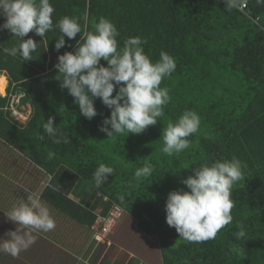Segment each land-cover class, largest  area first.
I'll return each mask as SVG.
<instances>
[{"label": "trees", "instance_id": "trees-1", "mask_svg": "<svg viewBox=\"0 0 264 264\" xmlns=\"http://www.w3.org/2000/svg\"><path fill=\"white\" fill-rule=\"evenodd\" d=\"M50 2L55 9L54 24L64 16L79 18L83 35L85 26L90 31L105 17L117 27L120 46L128 37L140 36L147 41L142 47L153 62L164 51L174 57L177 67L160 85L169 89L171 100L157 124L141 134L108 138L98 128L110 110L96 99L98 115L86 119L56 79L57 56L74 51L80 34L74 40L65 37V47L57 53L58 29L46 33L43 40L30 32L25 39L32 37L38 43L31 60L6 54L1 67L6 69L10 85L15 84V92L24 94L22 102L31 108V114L21 124L12 116L8 98L0 96V139L52 176L53 187L47 183L42 200L57 215L88 230L99 215L107 216L114 205L120 206L135 219L139 230L158 238L163 264H264V4L241 0L239 8L226 9L224 0ZM242 4L247 6L245 11L240 9ZM0 21L4 19L0 17ZM2 31L0 37H9L1 52L20 43L8 30ZM185 110L199 114V131L188 137V149L167 156L161 152L162 130ZM49 117L68 142L54 143L44 132ZM233 157L246 167L231 190L232 222L215 239L203 243L179 238L165 221L168 193L187 190L181 180L202 163ZM146 161L154 171L138 182L134 172ZM100 163L115 172L97 187L93 173ZM11 168L18 171L16 164ZM2 178L0 174V181ZM8 183L0 182V195L14 190ZM240 230L245 237L238 240ZM26 251L17 257L0 252V264L11 258L16 262L12 264H28L32 260L29 252L23 255Z\"/></svg>", "mask_w": 264, "mask_h": 264}, {"label": "clouds", "instance_id": "clouds-1", "mask_svg": "<svg viewBox=\"0 0 264 264\" xmlns=\"http://www.w3.org/2000/svg\"><path fill=\"white\" fill-rule=\"evenodd\" d=\"M256 2L264 4V0ZM240 3L241 0H224L226 9L239 8ZM54 11L50 0H0V17L4 19L0 30L6 29L20 40L17 46L5 48L3 52L29 61L38 44L32 37L25 39L30 32L43 40L46 33L58 29L60 36L54 45L57 53L65 47V37L74 40L80 34L74 51L59 54L54 65L60 88L74 98L80 114L88 120L96 117L95 100L99 99L110 110V115L102 119L98 128L108 138L114 134H141L156 125L171 100L169 89L160 85L176 70L174 57L161 51L159 59L153 62L142 47L147 41L140 36L128 37L120 46L117 27L105 17H100L90 31L85 26L81 35L79 18L64 16L54 24ZM200 123L196 111H183L175 122L163 128L161 152L173 156L188 149L191 146L188 137L199 131ZM43 130L54 143L59 144L61 139L68 142L54 126L53 117L43 124ZM244 167L246 165L235 157L195 167L193 174L181 180L187 190L181 188L168 193L166 224L175 229L179 238L190 243L215 239L217 233L232 222L231 190L243 178ZM153 171V165L146 161L135 170L134 179L139 182L150 177ZM114 172L113 167L100 163L93 173L95 185L100 187L107 183ZM51 180L52 176L48 175L49 187H53ZM120 199L123 200V196ZM4 214L16 227L0 236V252L13 257L35 243L33 233H47L56 227L49 207L38 196L13 204ZM244 237L243 230L236 233L238 240Z\"/></svg>", "mask_w": 264, "mask_h": 264}, {"label": "rangeland", "instance_id": "rangeland-1", "mask_svg": "<svg viewBox=\"0 0 264 264\" xmlns=\"http://www.w3.org/2000/svg\"><path fill=\"white\" fill-rule=\"evenodd\" d=\"M2 87L4 88L3 90H5V79L4 82L0 84V88ZM0 94L4 95V91L0 92ZM21 110L23 111L22 106L19 105V107H17V119L20 121H24L25 115L21 114ZM0 161H2L4 164V168L0 167V173L2 174H6L9 166L15 164L14 159L7 160L0 157ZM16 162L17 170H20L21 172L17 173V171L15 173V171H13V169L11 168V173L14 176V182L8 183L7 187L13 185V188H15L17 192H19V194L25 193L29 197L36 195L40 198V196L38 195L42 193V186L40 187V185L47 184L48 175L42 172L41 169L32 161L26 160L24 163H22L16 160ZM11 173L9 176H12ZM5 194L6 193H4L3 196ZM71 198L74 199L75 197L71 196ZM9 210L0 211V236H4L5 233L9 230H15L16 226L11 221H9L4 214V212H7ZM131 217L127 212H124L123 217L119 220L118 224L115 225L113 233L108 237L107 240L104 241L103 244L99 245L97 243H93L90 234L87 233V240L85 239V237L78 238L77 236L74 240H79L80 244H84L85 240L87 242V245L84 244L78 246L79 250H84L81 256L84 264H93L92 259L97 256L98 258L97 260L95 259L94 264H163L158 238L155 236H148L141 230H139L137 227V222L134 218ZM10 227L11 229H9ZM17 227L20 228L18 225ZM53 230L51 232H54V235L50 234L49 237L51 239V237L53 236L52 240L56 238V231ZM33 234L35 235L36 240H38V238H42L44 240L43 242L45 243H53L49 238L45 236V234L47 233L35 232ZM33 245L34 244H32L28 248V251L23 252L24 256H26L28 252H30V256L33 257ZM44 246H47L46 249L50 251V247L48 245L45 244ZM53 255L54 253H50V256L46 254V256L48 257L47 263L42 262V264H51L50 262L61 261L58 260V258L51 259L53 258ZM64 257L70 260L65 261L64 264H77L76 260L78 257L75 258L74 256L66 253L64 254ZM38 259L39 256L37 255V259L35 261L33 259L32 261H28V264H38ZM12 262H15L13 258H11V260L7 261L5 264H12Z\"/></svg>", "mask_w": 264, "mask_h": 264}, {"label": "crops", "instance_id": "crops-1", "mask_svg": "<svg viewBox=\"0 0 264 264\" xmlns=\"http://www.w3.org/2000/svg\"><path fill=\"white\" fill-rule=\"evenodd\" d=\"M0 23L2 24L3 22L0 21ZM0 33H1L0 36H3V31L2 30H0ZM6 35H8V34H6ZM8 37L9 36L0 37L2 39L0 41V47L1 48H3V43H4L5 39H7ZM6 58H8V57H6V54H4L3 52L0 51V78H4L5 81H6V87H5V90H4V95L0 94V96L1 97H7L8 98V105H10L11 96L16 95V94H20V95L24 96V94L23 93H19V92H15V89H16L15 88V84L12 85V86L10 85L9 75H8L6 69L4 67H1L3 62H5ZM0 90H1V88H0ZM20 105L22 106V109H23V111L21 110V114L25 115L24 121H20L15 116H13V115L12 116L14 118H16L21 124H25L28 121V119H29V116L31 114V109L29 108V106L24 104L22 101H21ZM0 157L2 159H7V160L14 159L16 165H17L16 160L20 161L22 163H24L26 160H29L26 157H24L21 153L17 152L15 149H13L10 145H8L4 141H2L1 139H0ZM1 164L2 165L0 167L4 168V164H3L2 161H1ZM20 172L21 171L18 170V173H20ZM10 173H11V165L9 166L8 171H6V174L0 173L3 176V178L1 179L0 182L1 183L2 182H7L8 183L11 179H13L14 176L13 177L9 176ZM46 185L45 184L44 185H40V187L42 186V189H41L42 193H43V190H44ZM13 189L14 190H12V191L7 189L6 190L7 192L4 191V192L1 193V195H0V211H5V210L11 209L13 204L18 203L21 200L27 201L29 196H27L25 193H22V194L20 193L19 194V192H17V190L15 188H13ZM4 193H6V194L3 196ZM42 193L38 194V195L40 196L41 201L44 204H46L41 198ZM33 196H36V195H33ZM49 209H50L51 214L53 215V217H54V219L56 221V227L54 229L56 231L55 232L56 233V238L52 240V237H53L52 236L51 239H50L49 238L50 234L54 235V232L49 231V232H47V234H45V236L47 238H49L53 243H50V244L45 243V242H43L44 240L42 238H38V240H35V243L33 245L34 249L32 250L33 257H31V260L32 259L36 260L37 259V255H38L39 256L38 264H42V262H46L47 263L48 257L46 256V254L48 256H50V253H54V255L52 256L53 258H51V259L58 258V260H61V261H55V262H50V263L51 264H53V263L64 264L65 261H70L68 258L64 257V254L66 253V254H70V255L74 256L75 258L78 257L77 260H76L77 264H84V262H83V260L81 258L82 252L84 250L83 249L79 250L78 246H81V245H84V244L87 245L86 233L90 234L89 230L84 228V227H82V226H79V225L75 224L74 221L69 220L67 217H65L63 215H57V212L53 208L49 207ZM19 227L22 229V226H19ZM9 229H11V227ZM22 230H25V229H22ZM41 233H45V232H41ZM77 236H78V238L79 237H85V239H86L84 241L85 243L84 244H80L79 240L78 241L74 240ZM45 244L50 247V251L48 249H46L47 246H44ZM52 250H53V252H52ZM49 260H50V258H49ZM93 264H94V261H93Z\"/></svg>", "mask_w": 264, "mask_h": 264}, {"label": "built area", "instance_id": "built-area-1", "mask_svg": "<svg viewBox=\"0 0 264 264\" xmlns=\"http://www.w3.org/2000/svg\"><path fill=\"white\" fill-rule=\"evenodd\" d=\"M246 4H242L241 10L245 11ZM254 22L259 23V18L254 19ZM23 96L16 94L11 96L9 108L12 115L17 117V107L20 105ZM30 108V107H29ZM31 109V108H30ZM124 210L117 205H114L107 216L99 215L96 221L90 226L89 232L93 243L103 244L105 240L113 233L114 227L123 217Z\"/></svg>", "mask_w": 264, "mask_h": 264}, {"label": "bare ground", "instance_id": "bare-ground-1", "mask_svg": "<svg viewBox=\"0 0 264 264\" xmlns=\"http://www.w3.org/2000/svg\"><path fill=\"white\" fill-rule=\"evenodd\" d=\"M4 82V78H0V84Z\"/></svg>", "mask_w": 264, "mask_h": 264}]
</instances>
